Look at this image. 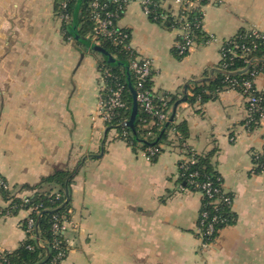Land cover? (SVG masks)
Segmentation results:
<instances>
[{
  "label": "crops",
  "instance_id": "0c3cea01",
  "mask_svg": "<svg viewBox=\"0 0 264 264\" xmlns=\"http://www.w3.org/2000/svg\"><path fill=\"white\" fill-rule=\"evenodd\" d=\"M56 5L0 0V179L18 194L57 168L75 171L69 252L61 264H264V173L253 171L254 156L264 150V118L249 131L247 100L236 90L204 104H179L176 121L189 129L185 146L213 153L232 197L234 223L203 247L202 197L180 183L187 150L173 142L152 162L105 125L99 57L65 37ZM119 26L152 61L154 93L182 100L185 85L213 80L226 41L243 31L264 32V0H209L202 28L210 39L181 58L173 51L180 32L152 22L138 4L127 7ZM255 85L264 93L263 74ZM6 205L0 195V208ZM27 216L24 210L0 215L1 253L26 239Z\"/></svg>",
  "mask_w": 264,
  "mask_h": 264
},
{
  "label": "trees",
  "instance_id": "16d2710c",
  "mask_svg": "<svg viewBox=\"0 0 264 264\" xmlns=\"http://www.w3.org/2000/svg\"><path fill=\"white\" fill-rule=\"evenodd\" d=\"M64 0H57L56 13L60 11L61 3ZM79 0L72 2L69 9L74 16V12ZM92 0H83L76 26L78 36L83 42H80L86 49L99 57L98 70L101 79L113 89L123 87V100L127 104L126 109L117 110V118L111 124L118 135V138L124 140L134 151L140 149L147 151L150 148L157 149V153L150 156V161L157 160L164 151L166 145L176 142L179 147H184L187 152L183 160L179 162L180 183L184 189L197 192L202 197L201 212H207L210 219L218 216L222 223L215 228L217 231L215 237L227 225L234 223L232 212V203L224 201L225 197L231 195L225 192L223 178L212 164L213 153L204 155L199 154L190 147L185 146L189 136V129L186 122L178 123L176 114L173 120L171 117L175 105L180 101L176 96L169 93H154L152 78L143 82V86L137 87V79L130 69L131 60L137 55L136 51L123 49L121 46L113 43L111 39L102 42L101 48L112 56L117 63H113L102 53L91 48L88 34L92 31L93 22L90 16V3ZM109 5V0H105ZM208 3L207 0H201L199 7L191 9L188 14V22L191 26V32L195 37V43L201 44L207 42L210 38L204 33L202 28V6ZM111 6V5H110ZM158 11L155 15H160ZM161 24L169 30L178 29L181 24L174 17H169L167 21L159 19L153 21ZM200 23L201 27L197 26ZM73 20L70 23L62 24V31L66 38L72 39L71 30ZM131 33L129 30L125 29ZM185 42L183 35H178L176 44ZM89 44L86 46L85 44ZM174 53L178 57H184L188 54H179L177 47H174ZM253 74L264 75V40L257 37L252 31H243L233 38L226 41L222 49V60L219 70L216 71L213 80L192 81L188 84L186 102L190 105L197 103L204 104L217 98L219 93L226 90H236L245 98L253 94L263 98L264 93L253 91L254 87L247 90L243 83L253 79ZM131 85V87H130ZM148 91L149 95L154 96L153 104L155 111H147L137 101V115L134 128L127 125H118L122 121H129L134 104V92L137 95L140 91ZM164 100H161V99ZM249 109V103H246ZM158 114L167 115L168 119H159ZM261 113H253L251 119H246L245 123L249 131L254 130L261 121ZM111 125H106L111 127ZM124 132L127 136L124 137ZM254 172L263 173L264 169V150L253 158ZM75 177V171L57 168L55 171L43 177L39 183L34 186L25 185L18 194H12L7 183L0 179V195L7 202L6 210L10 216L17 215L20 211H28V216L21 222L23 230L26 232V239L20 244L19 248L13 252H0V264H61L69 252L66 235L54 230V224L64 221H70L71 213V186ZM3 184H2V183ZM211 183L212 197L201 188L204 184ZM201 186L196 188V186ZM29 192L21 196L20 193ZM67 193L69 196H67ZM25 199L28 200L25 203ZM217 200V201H216ZM219 200V201H218ZM5 214V209L3 210ZM32 219L34 227L29 231L28 222ZM199 224V219L198 223ZM209 239H205L208 241ZM43 244V245H40Z\"/></svg>",
  "mask_w": 264,
  "mask_h": 264
},
{
  "label": "built area",
  "instance_id": "2783aa9c",
  "mask_svg": "<svg viewBox=\"0 0 264 264\" xmlns=\"http://www.w3.org/2000/svg\"><path fill=\"white\" fill-rule=\"evenodd\" d=\"M76 0H64L61 3L60 11L57 14L61 23H70L73 20L72 13L69 9V6L72 2ZM201 0H109L110 5L105 0H92L90 3V16L91 21L93 22L92 31L88 34L87 39L91 44L101 46L102 42L106 39H111L114 44L121 46L123 49H131V33L127 32L124 28L119 26V21L123 17L127 7L132 4H138L144 15L149 18V20L156 21L160 20L162 22L167 21L169 17H174L181 26L176 29L180 32V35H183L185 42L182 44H176L179 54L183 55L185 52H188L194 47L195 37L191 32V26L188 22V12L195 8L199 7V2ZM209 1V0H207ZM203 7L201 8L203 15ZM160 12V15H155V13ZM197 26L201 27V24L198 23ZM203 27V19H202ZM254 35L264 40V32L252 31ZM224 45V44H223ZM223 49V46H222ZM222 52V51H221ZM137 53V52H136ZM130 69L137 79V87L140 89L143 86V82L147 79L153 78V65L152 61L141 57L138 53L130 62ZM260 74H253V79L245 81L243 86L250 90L254 87L253 91H258L255 85V79ZM100 94H99V116L105 125H111L113 121L117 118V110L126 109L127 104L123 100V87H118L113 89L109 87L103 79H101ZM155 97L149 95L148 91H140L137 95V101L149 112L155 111V105L153 104V99ZM161 100H164L163 98ZM247 102L249 103V109H247V119H251L253 113H261L262 118H264V106L263 98L250 94L246 97ZM159 119L165 120L168 119L165 114H158ZM127 121H122L118 125L125 126ZM247 127V125L245 124ZM111 128L114 126L111 125ZM124 137L127 136V133L124 132ZM157 149L150 148L147 151H143L144 155L150 160V156L157 153ZM264 169V166H263ZM264 173V172H263ZM2 183V182H1ZM3 184V183H2ZM201 186L197 185L196 188ZM203 191L205 190L208 195L212 197V188L211 183H206L202 187ZM184 189V188H183ZM200 193V192H199ZM217 201V200H216ZM219 201V200H218ZM224 201L228 204L232 203L230 197H225ZM28 202L27 199L24 201ZM5 209V214L3 210ZM28 212V211H27ZM0 215L10 216L9 211L6 210V207L0 208ZM218 216H213L210 219L207 212H201L199 215V224L197 225V234L199 239L202 242L203 247L210 246L216 239L215 230L216 226L222 223ZM34 221L32 219L28 222L29 231L34 227ZM70 221H64L62 223H55L54 230L56 232H61L66 235ZM205 239H209L205 241ZM40 245H43L40 243Z\"/></svg>",
  "mask_w": 264,
  "mask_h": 264
},
{
  "label": "water",
  "instance_id": "95a60500",
  "mask_svg": "<svg viewBox=\"0 0 264 264\" xmlns=\"http://www.w3.org/2000/svg\"><path fill=\"white\" fill-rule=\"evenodd\" d=\"M83 0H79L78 1V4L76 6V9H75V12H74V16H73V32H72V35L73 37L80 41V42H83L81 40V38L78 36V32H77V26H76V21H77V17L79 15V11H80V7H81V3H82ZM91 44V43H90ZM86 46H89V44H85ZM91 48L99 53H102L104 54L105 56H107L110 61H112L113 63H117V61L112 57L110 56L104 49H102L100 46H97V45H94V44H91ZM205 80H210V79H205ZM131 87V85H130ZM187 90H188V84L184 86L183 88V94H184V98L182 100H180L176 105H175V108H174V111H173V115L171 117V120H173L174 116H175V113H176V110H177V107L180 103L182 102H185L186 101V94H187ZM136 115H137V98H136V93L134 92V104H133V109H132V113H131V117L129 119V121H127L126 125L129 127V128H134V124H135V118H136ZM67 196H69V194L67 193Z\"/></svg>",
  "mask_w": 264,
  "mask_h": 264
},
{
  "label": "rangeland",
  "instance_id": "374dc122",
  "mask_svg": "<svg viewBox=\"0 0 264 264\" xmlns=\"http://www.w3.org/2000/svg\"><path fill=\"white\" fill-rule=\"evenodd\" d=\"M83 2V1H82ZM82 4V3H81Z\"/></svg>",
  "mask_w": 264,
  "mask_h": 264
}]
</instances>
